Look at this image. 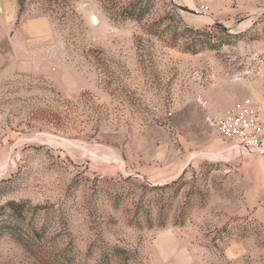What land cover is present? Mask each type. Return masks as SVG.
<instances>
[{
  "label": "rangeland",
  "instance_id": "1",
  "mask_svg": "<svg viewBox=\"0 0 264 264\" xmlns=\"http://www.w3.org/2000/svg\"><path fill=\"white\" fill-rule=\"evenodd\" d=\"M175 4L0 0V264H264V0Z\"/></svg>",
  "mask_w": 264,
  "mask_h": 264
},
{
  "label": "built area",
  "instance_id": "2",
  "mask_svg": "<svg viewBox=\"0 0 264 264\" xmlns=\"http://www.w3.org/2000/svg\"><path fill=\"white\" fill-rule=\"evenodd\" d=\"M217 130L233 148L264 154V119L261 108L251 100H245L228 111L218 121Z\"/></svg>",
  "mask_w": 264,
  "mask_h": 264
},
{
  "label": "water",
  "instance_id": "3",
  "mask_svg": "<svg viewBox=\"0 0 264 264\" xmlns=\"http://www.w3.org/2000/svg\"><path fill=\"white\" fill-rule=\"evenodd\" d=\"M171 1L174 3V5H175V7H176L177 9H179V10L185 12V13H188V14H191V15H195V16H199V15H201L199 12H196V11H194V10H191V9L187 8V7H184V6H181V5L175 4V0H171ZM253 19H254V22H255V23L264 20V13L254 16ZM242 22H243V21H239V22H237L236 24H234L233 26H227V25L222 24V23H219V22H216L215 25H216L218 28L223 29V30H225V31H231L233 28L239 26ZM263 155H264V154H263Z\"/></svg>",
  "mask_w": 264,
  "mask_h": 264
},
{
  "label": "trees",
  "instance_id": "4",
  "mask_svg": "<svg viewBox=\"0 0 264 264\" xmlns=\"http://www.w3.org/2000/svg\"><path fill=\"white\" fill-rule=\"evenodd\" d=\"M22 3H21V7H22ZM36 259L41 263V264H51V262L46 259L45 257H41V255L39 253L35 254Z\"/></svg>",
  "mask_w": 264,
  "mask_h": 264
},
{
  "label": "bare ground",
  "instance_id": "5",
  "mask_svg": "<svg viewBox=\"0 0 264 264\" xmlns=\"http://www.w3.org/2000/svg\"><path fill=\"white\" fill-rule=\"evenodd\" d=\"M201 18L204 19V20H209L208 16H206V15H202Z\"/></svg>",
  "mask_w": 264,
  "mask_h": 264
}]
</instances>
